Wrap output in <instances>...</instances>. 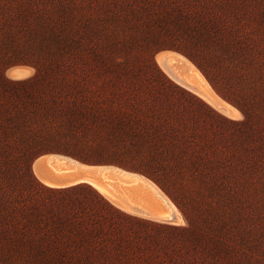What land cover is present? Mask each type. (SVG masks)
<instances>
[{
	"label": "rangeland",
	"instance_id": "1",
	"mask_svg": "<svg viewBox=\"0 0 264 264\" xmlns=\"http://www.w3.org/2000/svg\"><path fill=\"white\" fill-rule=\"evenodd\" d=\"M175 1L161 15L145 18L107 14L95 2L64 9L80 18L93 11L100 15L96 77L83 44L76 79L10 82L6 76L23 75L8 69L20 65L26 51L20 47L12 53V37L0 28V264H264V194L245 183L255 152H245L242 136L222 134L236 129L243 115L231 119L228 103L218 96L222 103L217 104L175 77L170 62L156 54L178 51L208 83L188 57L213 48L216 25L207 0ZM59 7L46 12L21 7L13 18L54 21L62 15ZM254 11L264 18V0ZM5 18L0 10V26ZM54 33L53 46L60 48L61 37ZM56 57L66 59L59 51ZM139 100L173 103L194 117L204 111L220 124L207 122L202 127L211 141L199 138L194 144L181 132L157 131L166 122L134 104ZM69 152L89 159L80 160L84 163L112 161L107 163L143 175L173 204L182 223L135 213L134 208L159 203L146 185L112 183L103 195L88 182L71 191L40 182L33 160L51 153L77 160ZM43 159L49 176H81L80 169L54 173ZM90 178L99 180L97 172ZM26 196L36 220L24 226L11 221L5 201L16 204ZM85 206L99 216L87 217ZM180 210L191 211L189 222ZM22 241L42 250V258L3 257L6 248Z\"/></svg>",
	"mask_w": 264,
	"mask_h": 264
},
{
	"label": "trees",
	"instance_id": "2",
	"mask_svg": "<svg viewBox=\"0 0 264 264\" xmlns=\"http://www.w3.org/2000/svg\"><path fill=\"white\" fill-rule=\"evenodd\" d=\"M86 1L6 0L5 3L0 4V10L6 14V18L0 26L1 33L5 37H12L9 49L15 53L17 49L24 47L26 52L23 56L27 58L21 61V64L30 65L36 70L35 78L27 79V81H39L44 77L49 82L64 78L76 79L78 57L80 56L78 49L83 44L90 53L91 74L97 76L98 30L96 25L100 15L93 11L86 15L82 14L80 18L78 13L69 12L72 5L86 6V3L95 2V7L104 6L107 14L124 13L136 18H145V16L161 15L162 8L166 9L169 4L176 3L175 0ZM206 2L209 5V17L216 25L212 41L213 48L212 50L208 49L204 54H193L188 57L200 70L214 92L243 115L242 120L235 122L236 129L222 134L231 137L242 136L246 139L243 149L245 152H255V155L253 154L255 159H248L247 165L250 169L245 183L252 192L264 194V18L253 13L254 9L261 5L262 0H207ZM57 5L60 6L62 15L54 21L16 20L13 18L21 7H25L30 12L38 10L46 12ZM66 8L70 9L67 13L64 10ZM80 29H82L83 36L79 35ZM55 31L61 37L60 48L53 46ZM58 51L59 55H65V60L57 59ZM134 104L146 109L155 115V118L166 122L164 125L158 126L157 131L161 133L181 132L194 144L199 138L210 140L209 134L204 131L207 122L211 126L220 124V120L209 113L199 110V112L197 111L198 115L194 117L184 109L179 110L173 103L161 104L139 100ZM67 154L76 157L79 161L88 162L89 160L71 152ZM95 162L111 164L107 162L112 161L97 160ZM85 185H87L86 182H80L54 189L80 190ZM30 200L31 198L26 196L16 204H12L14 202L12 199L5 201V206L8 208L6 210H9V215L12 218L11 221L25 226L36 220V217L31 214L30 204L27 203ZM83 210L87 217L99 216L97 211L90 206H85ZM180 211L189 222L191 211ZM217 237L219 243L223 242L221 236ZM41 253L42 250L22 241L6 248L3 257L42 258L38 256Z\"/></svg>",
	"mask_w": 264,
	"mask_h": 264
},
{
	"label": "bare ground",
	"instance_id": "3",
	"mask_svg": "<svg viewBox=\"0 0 264 264\" xmlns=\"http://www.w3.org/2000/svg\"><path fill=\"white\" fill-rule=\"evenodd\" d=\"M160 63L164 66V68L171 73L170 68L167 66V64L161 59ZM197 72L202 76V78L206 81V79L204 78V76L199 72L198 69H196ZM230 109L233 108V106L229 105L228 106ZM229 109V111H230ZM231 115L234 117H237L238 113H235L233 111H230ZM42 158H45L47 165H49L51 171H53L54 173L57 174H66V173H77V171L80 169H87L89 171L94 170L95 173L97 172L98 176H99V180H91L90 176H75V177H71L69 178V180L64 184V186L66 185H73L76 183H80V182H88L89 184H91L98 192H100L101 194H105L106 193V187H111V185H113L112 183L117 184L118 186H125V187H129V186H148L151 190H153V192H157V188L156 186H154L151 182H149L148 180L146 181V179H144L143 176L136 174V173H132V172H128V171H124L115 167H99V166H91V165H86V164H82L79 162H76L68 157H64V156H60L57 154H51V155H44L41 156ZM34 171L36 172V174L38 175V177L40 178V180H42L45 184L47 185H53L52 184V180L49 179V177H47L46 172L42 169V166L40 164L39 161H35L34 162ZM93 172V171H92ZM154 200L151 199L150 203H152ZM149 206L153 207V208H157L160 206V202L157 204H149ZM173 206V204H172ZM174 208V214H175V218L177 220V222H175L174 224H180L182 223V218L180 216V214L175 210ZM136 213V212H135ZM169 214L168 213H157L155 216H151L148 215L147 217H157V218H164V217H168ZM158 220V219H157Z\"/></svg>",
	"mask_w": 264,
	"mask_h": 264
},
{
	"label": "crops",
	"instance_id": "4",
	"mask_svg": "<svg viewBox=\"0 0 264 264\" xmlns=\"http://www.w3.org/2000/svg\"><path fill=\"white\" fill-rule=\"evenodd\" d=\"M156 54L162 55L165 61L170 62L171 70H172V73L175 75V77L180 78L181 81L183 82H187L196 90L200 92L202 91L204 94H206L211 100H213L217 104L222 103V101L220 100L218 95L214 92V90L211 88V86L206 82L203 83L202 80L199 78V76L195 73V70L190 65V61H188V59L186 58L182 59V57L180 56L182 55L181 53H179L178 51L172 50V49H163V50L156 52ZM33 70L34 68L30 65L20 64V65L11 66L8 69V73H22L23 75L21 77H18L17 79H23V78H28L30 74L33 72ZM230 111H234L235 113H238L237 117L235 118L230 117L231 119H237L241 115V112L238 109H235L234 107L231 108ZM39 156H37L33 160L32 164L34 163V161L36 162L39 161L43 166H45L44 159L41 156L40 157ZM50 174L51 175L50 176L47 175V177H49V179L52 180L53 185L52 186L47 185V184L46 185L50 186L51 188L65 187L64 184L69 180V178L64 177V176H59L53 173H50ZM66 186H69V185H66Z\"/></svg>",
	"mask_w": 264,
	"mask_h": 264
},
{
	"label": "water",
	"instance_id": "5",
	"mask_svg": "<svg viewBox=\"0 0 264 264\" xmlns=\"http://www.w3.org/2000/svg\"><path fill=\"white\" fill-rule=\"evenodd\" d=\"M51 154H57V153H51ZM57 155L68 157V156L61 155V154H57ZM68 158H70V159H72V160H74L76 162H79V163H82V164H86V165L99 166V167H115V168L124 170L122 168H119V167L111 165V164H88V163H84V162L78 161L76 159H73L71 157H68ZM124 171H127V170H124ZM128 172H130V171H128ZM132 173H136V172H132ZM79 174L81 176H90V175L95 174V173L92 172V171H89L87 169H82V170H80ZM136 174H139V173H136ZM139 175H141V174H139ZM141 176H143V175H141ZM156 195H157V199L160 202V206L159 207L153 208V207H151L149 205H144L141 209L134 208L133 210L137 214L143 215L145 217H147L148 215L155 216L157 213H162V212L168 213L169 214L168 217H164V218L152 217V219H155V220L158 219L159 221L167 222L169 224H174L175 222H177V220L175 218V214H174V208H173L172 204L170 203V201L158 189H157Z\"/></svg>",
	"mask_w": 264,
	"mask_h": 264
},
{
	"label": "clouds",
	"instance_id": "6",
	"mask_svg": "<svg viewBox=\"0 0 264 264\" xmlns=\"http://www.w3.org/2000/svg\"><path fill=\"white\" fill-rule=\"evenodd\" d=\"M35 75H36V70L34 69L33 72L30 74V76L27 79H34ZM5 78L9 79L10 82H12V83H24V82H26V80L17 79V78L9 77V76H6Z\"/></svg>",
	"mask_w": 264,
	"mask_h": 264
},
{
	"label": "snow or ice",
	"instance_id": "7",
	"mask_svg": "<svg viewBox=\"0 0 264 264\" xmlns=\"http://www.w3.org/2000/svg\"><path fill=\"white\" fill-rule=\"evenodd\" d=\"M14 78H18V77H14Z\"/></svg>",
	"mask_w": 264,
	"mask_h": 264
}]
</instances>
